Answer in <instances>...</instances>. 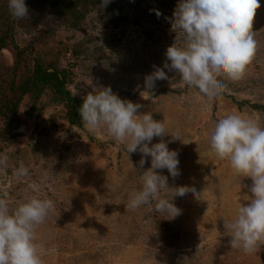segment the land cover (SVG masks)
<instances>
[{
  "label": "rangeland",
  "instance_id": "rangeland-1",
  "mask_svg": "<svg viewBox=\"0 0 264 264\" xmlns=\"http://www.w3.org/2000/svg\"><path fill=\"white\" fill-rule=\"evenodd\" d=\"M78 1L67 0L72 12L57 9L55 0H37L28 16L16 20V43L46 59L58 57L60 68L71 67L74 95L110 86L121 99L141 105L137 115L161 117L169 134L151 143L167 142L172 134L188 144L168 145L179 153V176L157 171L169 177V187L184 186L198 195L175 200L181 215L174 220L157 212L155 202L128 208L151 158L141 169L139 150L129 154L104 129L61 130L52 117L61 119L62 107L50 106L15 132L13 144L0 138V154L8 157L0 166V198L9 210L34 196L54 203L35 229L42 264H264V243L251 253L232 249L224 228L240 204H247L243 197L251 195L253 181L235 174L209 147L212 130L226 115L264 127V0L253 21L256 54L240 79L220 80L226 88L215 100L167 68V79L145 88V77L170 63L165 54L176 37L182 46L180 30L173 29L179 0H111L105 8L101 0ZM74 15H80L76 22ZM3 58L12 64L10 51ZM29 104L25 99L22 117ZM21 165L28 168L26 177L14 174Z\"/></svg>",
  "mask_w": 264,
  "mask_h": 264
},
{
  "label": "clouds",
  "instance_id": "clouds-1",
  "mask_svg": "<svg viewBox=\"0 0 264 264\" xmlns=\"http://www.w3.org/2000/svg\"><path fill=\"white\" fill-rule=\"evenodd\" d=\"M109 3L111 0H101L103 8ZM260 6V0H179L173 29L180 30L182 46L176 37L165 54L170 63L147 75L145 88H153L156 80L167 79V68L175 70L189 88L198 89L209 100L217 99L226 88L220 80L240 79L256 54L253 21ZM8 7L14 19L29 15L26 0H8ZM140 107L121 99L110 86H101L83 98L78 112L89 131L106 130L126 145L129 154L139 150L141 169L151 158L150 168L140 172L141 187L130 194L127 207L137 209L155 202L157 212L174 220L181 215L175 200L198 194L184 186L169 187V177L157 170L166 169L173 178L179 176V153L168 145L176 140L188 143L171 134V140L152 144L155 137L169 133L151 112L137 115ZM209 147L218 159L229 161L235 174L253 181L251 195L243 197L247 204H240L235 216L224 221V228L232 249L256 251L264 243V127L239 114L226 115L212 130ZM7 159L0 154V166L6 165ZM14 174L26 177L29 171L21 165ZM53 208L52 200L34 196L10 211L7 201L0 198V264H42L35 229Z\"/></svg>",
  "mask_w": 264,
  "mask_h": 264
},
{
  "label": "trees",
  "instance_id": "trees-1",
  "mask_svg": "<svg viewBox=\"0 0 264 264\" xmlns=\"http://www.w3.org/2000/svg\"><path fill=\"white\" fill-rule=\"evenodd\" d=\"M37 0H26L30 10ZM55 7L75 12L73 3L67 0H55ZM91 0H79V2ZM94 1V0H93ZM76 4V3H75ZM118 3H113L115 7ZM76 22L80 15H74ZM16 20L9 11L8 0H0V138L7 144H13L18 134L15 132L29 120L40 118L50 106L62 107L61 119L52 117L53 121L62 123L64 127H82L78 109L83 98L73 94L71 86L74 83V70L71 67H58L59 58L46 59L44 55L36 54L30 47H20L16 43ZM36 25L38 21L34 19ZM12 53V64L4 62L5 52ZM50 61V62H49ZM25 99H29L30 106L24 117L20 108ZM47 99V100H46ZM46 100V101H45ZM254 108H261L254 106ZM161 121V117L154 116ZM53 127L57 128L56 125ZM15 133V134H14ZM169 246H174L169 240Z\"/></svg>",
  "mask_w": 264,
  "mask_h": 264
}]
</instances>
